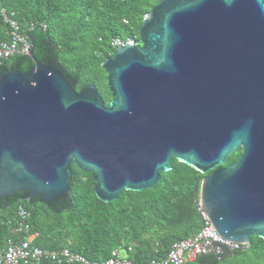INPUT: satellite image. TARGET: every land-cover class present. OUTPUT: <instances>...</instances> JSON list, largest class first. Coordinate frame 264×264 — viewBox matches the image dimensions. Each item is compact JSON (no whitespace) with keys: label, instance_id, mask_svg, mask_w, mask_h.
<instances>
[{"label":"water","instance_id":"95a60500","mask_svg":"<svg viewBox=\"0 0 264 264\" xmlns=\"http://www.w3.org/2000/svg\"><path fill=\"white\" fill-rule=\"evenodd\" d=\"M139 36L101 64L106 106L41 64L29 35L35 65L0 74V199L71 204L74 163L108 203L156 187L177 159L210 171L194 188L201 218L249 248L264 239V0H161Z\"/></svg>","mask_w":264,"mask_h":264},{"label":"trees","instance_id":"16d2710c","mask_svg":"<svg viewBox=\"0 0 264 264\" xmlns=\"http://www.w3.org/2000/svg\"><path fill=\"white\" fill-rule=\"evenodd\" d=\"M160 1L0 0V42L10 38L4 10L24 34L33 37L34 55L41 64L59 68L79 92H84L88 84L95 85L108 106L112 93L101 64L116 50L111 42L117 37L140 38L144 17ZM34 65L29 56L14 55L0 63V74L8 66L25 73ZM240 152L232 154L222 166L237 161ZM172 164V170L161 173L156 187L123 191L117 200L106 203L96 196L92 173L83 172L73 163L71 204L66 196L46 202L37 195L28 201L27 191L17 192L8 201L0 199V243L37 233L35 245L67 248L93 261L108 259L114 249L125 250L133 262L163 256L176 241L192 236L205 222L195 204L194 188L206 173L177 159ZM19 196L24 197L22 201ZM19 206L31 214L26 234L17 231ZM185 264H264V239L254 235L247 249L234 254L227 250L211 252Z\"/></svg>","mask_w":264,"mask_h":264},{"label":"built area","instance_id":"2783aa9c","mask_svg":"<svg viewBox=\"0 0 264 264\" xmlns=\"http://www.w3.org/2000/svg\"><path fill=\"white\" fill-rule=\"evenodd\" d=\"M2 12L10 26V38L8 41L0 42V63L14 55L29 56L33 48L29 35L21 31V27L16 20L8 16L4 10ZM139 43V37L133 35L127 39L114 38L111 45L117 49L127 44L138 45ZM30 215L25 207H18V232L28 233L27 220ZM204 221V225L198 232L186 239L176 241L165 255L152 258L147 262H133L128 256L123 257L120 249H114L111 256L106 260L93 261L67 248H41L34 244L37 233H28L22 238L5 239L0 243V264H44V262H56L58 264H185L211 252L221 254L224 250L236 251L243 249L244 244L223 238L210 220L206 218Z\"/></svg>","mask_w":264,"mask_h":264},{"label":"flooded vegetation","instance_id":"af4514ba","mask_svg":"<svg viewBox=\"0 0 264 264\" xmlns=\"http://www.w3.org/2000/svg\"><path fill=\"white\" fill-rule=\"evenodd\" d=\"M140 40V39H139ZM238 151H241V149H239ZM240 154H241V152H240ZM240 156V155H239ZM236 162V161H235ZM234 162V163H235ZM234 163H232V164H234ZM232 164H230V165H232ZM230 165H228V166H230ZM228 166H222L223 168H225V167H228ZM210 172V171H209ZM209 172H207L206 173V175H208L209 174ZM202 181V180H201ZM16 195V194H15ZM18 195V194H17ZM14 196V194L13 195H9V196H7V197H5L4 199L6 200V201H8V200H11V198ZM28 196V195H27ZM23 196H19L18 197V200L19 201H22L23 200ZM27 198V197H26ZM35 198V196L30 200V201H32L33 199Z\"/></svg>","mask_w":264,"mask_h":264},{"label":"rangeland","instance_id":"374dc122","mask_svg":"<svg viewBox=\"0 0 264 264\" xmlns=\"http://www.w3.org/2000/svg\"><path fill=\"white\" fill-rule=\"evenodd\" d=\"M121 254H122L123 257L127 256V253H126L125 250H122Z\"/></svg>","mask_w":264,"mask_h":264}]
</instances>
